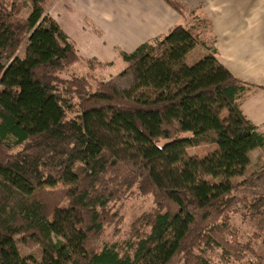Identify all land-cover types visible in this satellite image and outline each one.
<instances>
[{"label":"trees","instance_id":"trees-1","mask_svg":"<svg viewBox=\"0 0 264 264\" xmlns=\"http://www.w3.org/2000/svg\"><path fill=\"white\" fill-rule=\"evenodd\" d=\"M17 11L0 4V264H214L216 251L222 264L238 251L251 255L242 264H264L230 227L243 211L264 229V173L233 182L264 135L240 108L246 83L202 28L178 24L120 51L126 67L109 80L67 77L81 59L71 38L42 0ZM132 188L152 194L156 211L124 244L101 245L120 218L113 203Z\"/></svg>","mask_w":264,"mask_h":264},{"label":"crops","instance_id":"crops-1","mask_svg":"<svg viewBox=\"0 0 264 264\" xmlns=\"http://www.w3.org/2000/svg\"><path fill=\"white\" fill-rule=\"evenodd\" d=\"M46 1V13L71 38L80 57L109 64H114V53L131 52L186 21L165 0ZM180 1L208 23L206 36L219 60L246 83L240 108L264 135V0ZM60 4L77 13L62 22L56 14ZM257 154L264 156V147L250 153V165Z\"/></svg>","mask_w":264,"mask_h":264},{"label":"rangeland","instance_id":"rangeland-1","mask_svg":"<svg viewBox=\"0 0 264 264\" xmlns=\"http://www.w3.org/2000/svg\"><path fill=\"white\" fill-rule=\"evenodd\" d=\"M35 0H0L1 5H9L10 8L18 9L17 15L20 18L26 17L33 6ZM45 10H48L49 1L42 0ZM60 6H62L60 4ZM71 13H77L76 10L67 9L65 6L59 7L58 12L56 13L59 16V20L65 22L66 18L70 16ZM192 15V16H191ZM195 16V19L193 17ZM186 21L183 23L186 26L194 25V27H199L197 30L202 28L201 35L202 37L208 35V23H201L199 15L189 14L185 16ZM82 28V27H81ZM85 28V27H84ZM86 30V29H85ZM209 40V38H207ZM26 42L23 43L21 48L18 50L17 54L24 56L25 54ZM96 48V46H95ZM87 59L81 57L79 61L73 64L71 67H68L61 71L62 76L70 77L71 75H92L97 79L109 80L114 76L118 75L125 67L126 62L123 60L122 56L115 54L111 56V59L114 64L103 63L97 60ZM111 65V66H110ZM193 153H196L197 150H192ZM206 151H202L204 153ZM261 173H264V156L257 154L253 157V162L247 167L246 171L241 177H236L233 179L234 183H241L244 179L253 180L258 177ZM243 187V186H242ZM251 186L245 188H240L247 194L248 189ZM253 190V188H251ZM256 191H262L259 188ZM114 210L117 211L120 215V218L115 224L109 226L106 230V235L100 244H111L118 242L124 244L129 240L131 236L132 224L144 213H152L157 209L154 197L152 194L143 195L136 188L129 190L125 196L113 203ZM231 230H232V239L239 241L240 239H250V244L254 249L256 255L264 257V229H257L255 227V220L252 218V215L248 212H237L231 214ZM17 239H20V236H16ZM247 241V240H246ZM18 246L20 252L23 256H34L37 259H41V249L38 245H25L23 242L18 241ZM237 260H232L230 264H242L241 257L246 262L247 259L251 260V255L248 256L243 251H238L237 255H234ZM211 261L214 264H222L223 260L219 257V251H216L211 256ZM255 259V258H254ZM176 264H183L180 257L176 260Z\"/></svg>","mask_w":264,"mask_h":264}]
</instances>
